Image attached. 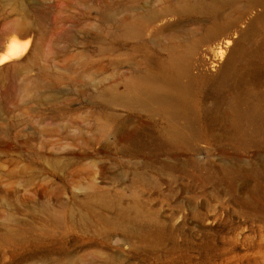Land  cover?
<instances>
[{
    "label": "rangeland",
    "instance_id": "rangeland-1",
    "mask_svg": "<svg viewBox=\"0 0 264 264\" xmlns=\"http://www.w3.org/2000/svg\"><path fill=\"white\" fill-rule=\"evenodd\" d=\"M4 60L0 264H264V0H0Z\"/></svg>",
    "mask_w": 264,
    "mask_h": 264
},
{
    "label": "bare ground",
    "instance_id": "bare-ground-1",
    "mask_svg": "<svg viewBox=\"0 0 264 264\" xmlns=\"http://www.w3.org/2000/svg\"><path fill=\"white\" fill-rule=\"evenodd\" d=\"M227 44L231 46V43ZM236 46L237 42L233 48L229 49L226 58L224 55L220 57L219 64L221 65V69L218 75L219 79H227L231 74L232 65L237 50ZM5 60L0 62V64H3ZM174 70L176 71V73L174 76H172V78L175 82L176 80H178V77L181 73V69L179 65L176 64L174 66ZM132 90L133 91L129 96L121 98V101L125 102L130 107L158 104L168 111L176 112L178 110L184 109L187 103L186 95L183 96L182 93L170 95L168 94V90L165 86L160 85L153 80H147L138 84H133Z\"/></svg>",
    "mask_w": 264,
    "mask_h": 264
}]
</instances>
